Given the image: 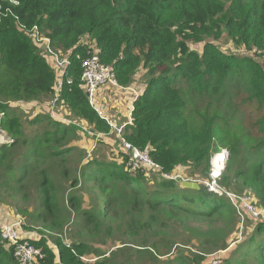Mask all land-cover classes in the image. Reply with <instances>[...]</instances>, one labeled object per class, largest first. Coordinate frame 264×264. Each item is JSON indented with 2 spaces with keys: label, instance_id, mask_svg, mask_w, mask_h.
Returning a JSON list of instances; mask_svg holds the SVG:
<instances>
[{
  "label": "trees",
  "instance_id": "16d2710c",
  "mask_svg": "<svg viewBox=\"0 0 264 264\" xmlns=\"http://www.w3.org/2000/svg\"><path fill=\"white\" fill-rule=\"evenodd\" d=\"M6 10L0 16V126L13 142L0 147V201L16 204L22 215L33 219L35 208L47 213L60 211L54 193L63 195L67 185L77 182L69 179L65 157L72 150L67 145L72 128L52 121L31 140L9 105L11 101L53 99L58 76L21 28L36 24L51 40L54 52L69 60L60 77L58 96L72 120L94 132L109 131L108 122L90 105L80 80L81 62L92 52L96 50L100 62L113 69L123 87H133L136 72L145 69L148 76L133 101L132 123L123 128V137L147 150L162 173L181 175V169L195 167L201 171L198 178L207 177L212 154L225 148L229 160L240 158L237 167L226 164L220 184L229 189L231 179H240L243 186L255 188L264 205V179L257 171L264 164V0L0 1V12ZM223 36L234 51L218 45ZM188 43L198 45L199 50ZM194 93L199 101L193 100ZM243 104L256 110L253 124L258 135L244 126ZM41 120L37 115L28 123L37 125ZM39 147H45L47 153H40ZM31 154L49 159L46 169L37 171L27 163ZM117 155L122 157L119 164H105L117 167L121 178L135 182L136 191L143 189L146 178L127 169L125 154ZM93 166L104 164L99 159L88 161L81 172L84 178ZM229 170L231 176L226 174ZM181 178L193 179L187 175ZM164 181L147 192L151 207L167 205L205 219L230 211L225 195L208 192L201 183L193 190L169 188L170 179ZM66 199L71 208L79 207L77 195ZM66 199L62 197V201ZM18 201H22L21 207ZM107 201L110 213L115 198ZM76 214L79 221L109 231L110 225L104 224L106 213L81 209ZM34 219L37 222L38 217ZM31 242L44 254L32 264H113L111 253L91 250L81 241L66 243L43 233ZM87 251L99 257L85 261L82 258ZM233 251L235 257L232 254L227 260L234 264H264V220ZM12 253L0 238V264H19ZM202 259L200 254L184 255L167 264H193Z\"/></svg>",
  "mask_w": 264,
  "mask_h": 264
},
{
  "label": "rangeland",
  "instance_id": "374dc122",
  "mask_svg": "<svg viewBox=\"0 0 264 264\" xmlns=\"http://www.w3.org/2000/svg\"><path fill=\"white\" fill-rule=\"evenodd\" d=\"M188 44L190 48L199 50L198 45ZM218 45L226 51H234L235 49L225 36L218 42ZM40 52L42 53L41 50ZM46 60L48 62V59ZM147 76L145 69L140 68L136 72L132 83L138 92L142 90ZM124 92V96L114 97L118 98L119 103L118 105L116 103V108L113 111L107 114L106 110H101V113L109 118L115 115L118 116L121 124L128 121V111L132 102L128 99V92L126 90ZM239 98H241V95H239ZM46 99L42 98V101L26 103L11 101L9 105L19 115L22 131L24 130V133L31 140H36L37 137L35 135L42 133L43 125H48L52 121L72 128L70 133L67 134V140L69 141L67 145L72 150L65 157L69 160L67 165L69 179L76 178L77 182H73V186L67 185L63 195L58 194V192L54 193L57 197V205H60V211L50 210V213H47V210L35 208L33 219L29 218V215L23 214L25 221L24 230L26 232H34L32 239H38L45 233L50 238L58 237L66 243L81 241L91 250L108 251L107 255L111 253V262L113 264H167L175 261L176 257L184 255L194 256V254L203 255V259L193 264H227L226 261L229 264H234L232 260H227L232 254L235 257L233 250L251 234L256 224L264 220L263 217L260 218V214L264 216V205L260 203V196L253 186L246 187L241 184L240 179L237 181L231 179V186L226 189L224 184H220V177L218 184L225 191L224 195H227L226 192L235 195L233 199L226 196L231 203V208L230 211L226 210L220 217L197 218L167 205L151 207L146 201L147 192L153 191L157 187L158 182L163 184L164 180L167 179L159 175L160 173H157L156 168L148 172H141L146 180L142 184L143 189L136 191L133 186L135 182L121 178L118 175L119 170L117 167L109 168L105 164L114 162L119 164L122 161V157L117 155L120 145L115 129L109 126L108 132H98L101 134L98 139L91 138L87 133L92 131V128H88V126L79 122L71 123L69 121L71 117L65 114L66 110L60 97L57 101L51 99L47 102ZM193 100L199 101V96L196 93L193 94ZM106 107L108 108L109 105L107 104ZM240 108L241 110L243 109L241 117L244 126L251 130L253 134L258 135V127L253 124L257 119L256 110H252L249 105L244 104ZM37 115L42 116L41 122L37 125H30L28 123L29 119ZM1 117L3 116L0 114ZM130 123H132V119ZM115 126L117 127V122ZM0 132L2 133H0V141L3 139L0 147L13 142V139L1 126ZM215 146L213 150L216 151L218 148L217 145ZM39 152L45 155L47 150H45V147H39ZM217 152L212 154L211 159ZM228 156L229 153L227 151L222 173H224L228 162L235 167L239 165V155L231 160L228 159ZM92 159H99L104 166H95V168L93 166V168L88 170V176L84 178L81 172L84 170L85 164ZM211 159L208 175L211 171ZM27 163L38 171V169L44 167L46 169L50 160L41 156L35 157L31 154L27 159ZM106 168L110 170L106 172ZM257 171L264 179V164ZM181 172L182 177L187 175L193 178L186 180L196 181L203 185L210 180L208 175L207 177L198 178L197 172H201L200 168H185L181 169ZM192 172H196V175H193ZM226 174L231 176L233 171L229 170ZM167 175L173 176L176 174ZM181 175H178V177H181ZM262 187H264L263 181ZM70 194H75L79 197L78 208L73 209L67 203L66 198ZM63 196L66 199L64 201H62ZM109 197L115 198L113 205L110 206V213L107 210V199ZM242 198L249 200V205L258 213L257 216L249 213L242 205ZM10 201L13 202V199H10ZM0 202H2L0 203V223L9 221L15 214L21 215V212L17 210L16 204H10L3 200ZM133 202H136V205H132ZM21 205H23L22 201L19 202L20 207ZM28 209L30 211V205ZM81 209H86L88 212L95 209L97 212L106 213L104 224L110 225L109 231H105L104 227L95 226L92 222L79 221L76 213L80 212ZM36 216L38 217L37 222L34 221ZM143 222L146 223L145 226H142ZM98 257L87 251L82 259L91 261ZM181 263L185 264V262Z\"/></svg>",
  "mask_w": 264,
  "mask_h": 264
},
{
  "label": "built area",
  "instance_id": "2783aa9c",
  "mask_svg": "<svg viewBox=\"0 0 264 264\" xmlns=\"http://www.w3.org/2000/svg\"><path fill=\"white\" fill-rule=\"evenodd\" d=\"M8 11L9 10H6L4 13L0 12V16L5 15ZM21 28L23 29L24 34L31 41H33L36 46L38 45L40 47V50L42 51L44 57L48 59L49 64L54 68V72L58 76V82L54 89L55 97L53 98L57 101L59 99L58 91L61 87L62 81L60 77H63V74L66 71V66L69 65V60L67 57L60 56L59 54L54 52L51 47V40L41 32L38 25L35 24L29 28L21 26ZM80 80L82 82L84 93L87 95L90 105H92L96 112L102 118H104L108 122L109 126L113 127L117 132L118 142L120 145V150H117L119 153L125 154L128 170L131 171V173L135 174L148 172L149 170L156 168L157 173H160L159 175H162L167 180L177 178L178 175L169 176L167 174H162L160 167L155 162H153L147 150L140 149L139 147L134 146L122 136L121 132L123 128L126 125L131 124V111L133 108L132 104L133 101L136 100L140 92H138L134 86H120L117 82L115 72L110 66L104 65L100 62L96 50L92 52L91 55L82 60ZM101 88H106L111 93L110 98L103 102L99 101V90ZM124 90L128 92L127 95L129 101H132L128 111V121L121 124L119 127H116L114 120H112L114 119V117L111 116L112 119L109 118L108 116L102 114L101 110H106L107 114H109L110 111H113V109L116 108V103L117 105L119 103L118 98L114 97L118 96L120 93L125 95ZM107 104L109 105L108 108L106 107ZM65 114L69 116L66 112ZM117 120L118 118L115 119V121ZM69 121L71 123H82L78 120L69 119ZM82 124L85 125L84 123ZM87 135H90L91 138L98 139L101 134L98 132H93L92 130L88 131ZM219 151H221L219 155H223L225 158L227 157L226 149H220ZM223 164L224 161H221V165H212L211 159V171L208 175V178H210V180L204 185L208 192L215 193L219 196L224 195L225 192L218 184V180L220 179L222 174ZM226 194L227 195L225 196H227L228 198L233 199L235 197V195L228 192H226ZM241 202L242 205L249 211V213H253L256 216L258 215L255 209L251 205H249L248 199L242 198ZM262 217L264 219V216L260 214V218ZM24 225L25 221L22 214H15L9 221L0 223L1 240L7 243V245L12 248V252L14 253L15 258L22 263L31 262L35 256L40 255L39 251H41V248L31 242V239L34 236V232H26L24 230Z\"/></svg>",
  "mask_w": 264,
  "mask_h": 264
},
{
  "label": "water",
  "instance_id": "95a60500",
  "mask_svg": "<svg viewBox=\"0 0 264 264\" xmlns=\"http://www.w3.org/2000/svg\"><path fill=\"white\" fill-rule=\"evenodd\" d=\"M167 187L198 190L200 188V185L196 181H190L182 179L181 177H177L175 179L170 180Z\"/></svg>",
  "mask_w": 264,
  "mask_h": 264
},
{
  "label": "bare ground",
  "instance_id": "6f19581e",
  "mask_svg": "<svg viewBox=\"0 0 264 264\" xmlns=\"http://www.w3.org/2000/svg\"><path fill=\"white\" fill-rule=\"evenodd\" d=\"M1 133V132H0ZM2 134V133H1ZM3 141V139H1V141H0V143ZM221 151H219V152H217V153H215L214 154V157L212 158L213 160H212V165H221V161H224V156L223 155H219V153H220ZM171 180V179H170ZM33 239H31V241H32ZM40 252V255H37V256H35L33 259H32V261L31 262H26V263H22L21 261H19V260H17L16 258H15V256H14V253H12L13 254V257H14V259L19 263V264H32L33 262H35V261H37L38 259H41V258H43V256H44V254H43V252L42 251H39Z\"/></svg>",
  "mask_w": 264,
  "mask_h": 264
},
{
  "label": "crops",
  "instance_id": "0c3cea01",
  "mask_svg": "<svg viewBox=\"0 0 264 264\" xmlns=\"http://www.w3.org/2000/svg\"><path fill=\"white\" fill-rule=\"evenodd\" d=\"M110 94L111 93L108 91V89L101 88L99 90V101L103 102V101L108 100L110 98ZM118 96L121 97V96H124V94L120 93ZM113 117H114V119H112V118L111 119L114 120V123L116 124V122H117V126H120L121 125V122L119 120L115 121V119L116 118H119V117L116 116V115L113 116Z\"/></svg>",
  "mask_w": 264,
  "mask_h": 264
}]
</instances>
